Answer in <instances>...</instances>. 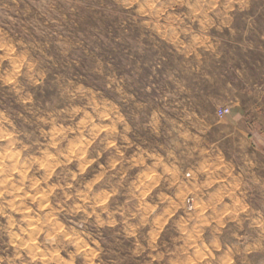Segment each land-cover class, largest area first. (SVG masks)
Masks as SVG:
<instances>
[{"label": "clouds", "instance_id": "obj_1", "mask_svg": "<svg viewBox=\"0 0 264 264\" xmlns=\"http://www.w3.org/2000/svg\"><path fill=\"white\" fill-rule=\"evenodd\" d=\"M264 0H0V264H264Z\"/></svg>", "mask_w": 264, "mask_h": 264}, {"label": "rangeland", "instance_id": "obj_2", "mask_svg": "<svg viewBox=\"0 0 264 264\" xmlns=\"http://www.w3.org/2000/svg\"><path fill=\"white\" fill-rule=\"evenodd\" d=\"M261 22H264V15H262L260 18Z\"/></svg>", "mask_w": 264, "mask_h": 264}]
</instances>
